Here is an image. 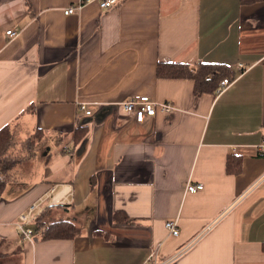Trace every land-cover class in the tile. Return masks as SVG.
<instances>
[{"label": "crops", "instance_id": "obj_1", "mask_svg": "<svg viewBox=\"0 0 264 264\" xmlns=\"http://www.w3.org/2000/svg\"><path fill=\"white\" fill-rule=\"evenodd\" d=\"M77 1L0 0V129L44 141L0 193L8 263L264 264V1L92 0L65 14ZM168 61L236 76L195 94L190 78L157 76ZM135 94L174 109L137 120L120 105ZM64 185L49 206L78 231L45 236L60 219L43 210L23 236L18 216Z\"/></svg>", "mask_w": 264, "mask_h": 264}, {"label": "trees", "instance_id": "obj_2", "mask_svg": "<svg viewBox=\"0 0 264 264\" xmlns=\"http://www.w3.org/2000/svg\"><path fill=\"white\" fill-rule=\"evenodd\" d=\"M257 1L264 0H241L242 3H254ZM156 73L158 77L192 79L194 81L195 94L204 92L217 93V89L223 78L232 79L236 76L234 71H232L227 64L217 62H200L196 65H189L184 62H160L157 65ZM82 131V135H84L85 131L83 129ZM42 138L43 132L38 129L30 136L28 143L33 147L39 148L44 143ZM13 146L14 140L12 132L9 125H5L0 129V193L8 178L13 174L12 167L14 163L17 162L16 159L9 154ZM230 159L231 157L227 159V170H231ZM43 210L48 211L50 209L44 208ZM40 214L37 215L33 223H39L42 217V214ZM78 228L79 226L69 220H53L47 223L44 228V234L48 237H71L78 231ZM5 243H7V240H0V261L5 259L8 255V252L4 250Z\"/></svg>", "mask_w": 264, "mask_h": 264}, {"label": "built area", "instance_id": "obj_3", "mask_svg": "<svg viewBox=\"0 0 264 264\" xmlns=\"http://www.w3.org/2000/svg\"><path fill=\"white\" fill-rule=\"evenodd\" d=\"M92 0H78L77 2L69 5L64 9L65 14L72 13L74 10L81 8L84 4L91 2ZM121 0H99L98 4L100 8L107 9L116 6L119 4ZM9 36L15 35V32L11 29L6 30L5 32ZM232 79L223 78L219 84L217 92L224 90L229 84H231ZM121 109L128 114H133L136 116L137 120H142L146 116H153L158 110L165 113L170 114L174 106L168 100L164 101H155L151 96L147 94H135L129 97L126 100L121 102ZM83 112L85 114H90L91 110L88 109L85 105L82 106ZM260 154H264V142L260 145ZM202 183H188L186 186V190L193 192L200 188H202ZM70 186L64 185L62 188L55 192L54 194H44L37 198L33 203H31L27 210L21 213L18 216V228L20 229L23 236H28L32 233L31 225L33 224L35 218L38 214L42 212L44 207L50 203L54 202H62L66 200V195L70 193ZM53 191V188H52ZM45 205V206H44ZM217 220V219H216ZM216 220L212 221L210 224H207L206 227L191 241L189 244L178 252V254L184 252L190 245H192L195 241L201 238L207 231H209ZM165 227L168 231L176 235L179 233L176 220H166ZM177 254V255H178ZM154 253L150 254V257H153Z\"/></svg>", "mask_w": 264, "mask_h": 264}, {"label": "rangeland", "instance_id": "obj_4", "mask_svg": "<svg viewBox=\"0 0 264 264\" xmlns=\"http://www.w3.org/2000/svg\"><path fill=\"white\" fill-rule=\"evenodd\" d=\"M13 140H14V146H13L12 149H10L9 154L14 159H16L17 162L14 163V165L12 167V170L13 169H16V167L22 166L25 163H27L26 161H24L25 156L27 155L28 151H33L35 149L32 145H30L28 143L27 138L22 139L21 137H19V136L16 135V136H13ZM38 153H40V151H38ZM47 206H49V204L46 205L44 208H47ZM48 208L50 209V212L52 211V213H51L52 215L51 216H53V217L56 216L57 219L58 218L59 219L68 218V216H69V214L66 213V212H64V211H62L60 207H57V206H49ZM53 208H60V209L58 210V213H56L57 210H54ZM45 217L46 216H44L43 218H45ZM3 260H4V264H9L7 260L13 261L12 258H8L7 259V257L5 259H3Z\"/></svg>", "mask_w": 264, "mask_h": 264}]
</instances>
